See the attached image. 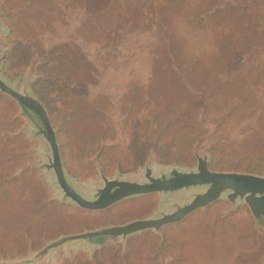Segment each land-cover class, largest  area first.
Returning a JSON list of instances; mask_svg holds the SVG:
<instances>
[{"label": "rangeland", "instance_id": "obj_1", "mask_svg": "<svg viewBox=\"0 0 264 264\" xmlns=\"http://www.w3.org/2000/svg\"><path fill=\"white\" fill-rule=\"evenodd\" d=\"M16 41V44L15 42ZM3 77L47 108L69 179L197 170L264 175V0H0ZM5 71L13 76L9 78ZM0 94V264L62 236L170 211L205 187L80 208L43 167L51 148ZM34 264H264V224L223 198L182 222Z\"/></svg>", "mask_w": 264, "mask_h": 264}, {"label": "water", "instance_id": "obj_2", "mask_svg": "<svg viewBox=\"0 0 264 264\" xmlns=\"http://www.w3.org/2000/svg\"><path fill=\"white\" fill-rule=\"evenodd\" d=\"M6 57V50L0 48V94H6L17 101L27 112L28 117H32V122L36 123V127H38L36 134H41L48 142L52 158L48 163L43 164V167L54 171L56 182L64 199H69L84 210L98 212L108 210L133 197L154 193L165 195L194 187H205V191L194 194L190 201L175 202L168 212L161 210L153 217L136 218L122 224H111L80 233L68 234L50 242L30 258L2 264H34L45 260L54 250L76 241L105 244L116 238L126 239L144 231L160 232L164 227L180 223L197 210L205 209L223 198L234 206L241 203L246 204L255 221L264 224V175L212 170L207 155L197 156V170L191 172L174 168L169 173L154 176L152 168L148 166L145 172L146 180L143 182L109 178L101 173L104 181L103 187L97 189L92 198H87L66 173L58 135L43 102L30 91L18 90L3 77L2 67Z\"/></svg>", "mask_w": 264, "mask_h": 264}, {"label": "trees", "instance_id": "obj_3", "mask_svg": "<svg viewBox=\"0 0 264 264\" xmlns=\"http://www.w3.org/2000/svg\"><path fill=\"white\" fill-rule=\"evenodd\" d=\"M15 42V44H16V41H14ZM5 75H7L9 78H13V76H11L10 74H8L6 71H5ZM7 99H10V100H12L11 98H9V97H7V96H5ZM1 98V97H0Z\"/></svg>", "mask_w": 264, "mask_h": 264}, {"label": "crops", "instance_id": "obj_4", "mask_svg": "<svg viewBox=\"0 0 264 264\" xmlns=\"http://www.w3.org/2000/svg\"><path fill=\"white\" fill-rule=\"evenodd\" d=\"M125 201V200H124ZM123 202V201H122ZM121 203V202H120ZM119 204V203H118ZM117 205V204H116ZM144 218V217H143ZM146 218V217H145Z\"/></svg>", "mask_w": 264, "mask_h": 264}]
</instances>
